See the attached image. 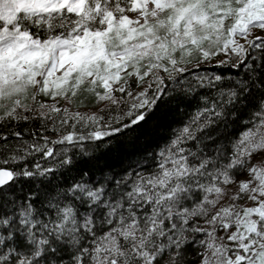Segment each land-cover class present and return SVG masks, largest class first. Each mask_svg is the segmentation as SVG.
<instances>
[{
  "label": "snow or ice",
  "instance_id": "obj_1",
  "mask_svg": "<svg viewBox=\"0 0 264 264\" xmlns=\"http://www.w3.org/2000/svg\"><path fill=\"white\" fill-rule=\"evenodd\" d=\"M0 264H264V0H0Z\"/></svg>",
  "mask_w": 264,
  "mask_h": 264
},
{
  "label": "trees",
  "instance_id": "obj_2",
  "mask_svg": "<svg viewBox=\"0 0 264 264\" xmlns=\"http://www.w3.org/2000/svg\"><path fill=\"white\" fill-rule=\"evenodd\" d=\"M169 120H171V117H169L167 120H165L163 114H161V123H168ZM160 134L161 135L167 134V129H165V128L160 129Z\"/></svg>",
  "mask_w": 264,
  "mask_h": 264
},
{
  "label": "rangeland",
  "instance_id": "obj_3",
  "mask_svg": "<svg viewBox=\"0 0 264 264\" xmlns=\"http://www.w3.org/2000/svg\"><path fill=\"white\" fill-rule=\"evenodd\" d=\"M87 104V101L85 102ZM81 111L85 110V109H80Z\"/></svg>",
  "mask_w": 264,
  "mask_h": 264
}]
</instances>
